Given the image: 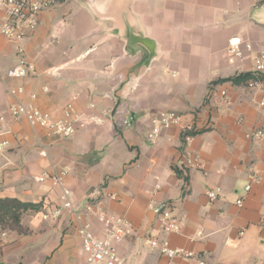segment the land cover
<instances>
[{
  "label": "crops",
  "instance_id": "0c3cea01",
  "mask_svg": "<svg viewBox=\"0 0 264 264\" xmlns=\"http://www.w3.org/2000/svg\"><path fill=\"white\" fill-rule=\"evenodd\" d=\"M56 1L24 42L27 78L6 77L18 55L0 35V198L40 204L18 229L0 227V264L82 263L74 215L41 219L60 189L37 178L60 171L79 213L100 190L85 217L96 234L101 214L129 220L132 231L118 246L126 264H264V140L250 137L264 128V78L258 89L229 81L252 74L255 58L264 63V0H132L123 32L79 0ZM231 44L243 52L234 63ZM18 86L24 94L10 95ZM75 94L73 115L86 121L69 138L8 111L34 95L41 111L60 118ZM159 111L193 119L198 133L186 142L172 128L151 144L149 118ZM208 190L218 198L210 201ZM163 205L183 223L166 237L170 246L194 258L168 262L149 248V237H161L153 209Z\"/></svg>",
  "mask_w": 264,
  "mask_h": 264
},
{
  "label": "built area",
  "instance_id": "2783aa9c",
  "mask_svg": "<svg viewBox=\"0 0 264 264\" xmlns=\"http://www.w3.org/2000/svg\"><path fill=\"white\" fill-rule=\"evenodd\" d=\"M56 0H0V35L8 42L16 47L18 62L15 66L6 71V77L9 79H25L29 76L32 65L27 61L25 56L24 42L31 36L37 26L39 15L52 8L56 4ZM244 48L247 52L251 51V45L245 44ZM229 62L234 63L236 59H241L243 52L237 44H231L228 47ZM264 71V63L260 58H255L252 74L254 79L246 83L249 89H258L263 87V83L259 76ZM12 96H20L24 94V88L18 86L9 90ZM220 97L227 96L226 90L219 93ZM78 94L71 96L65 105L60 118H55L52 114L41 111L34 103V95L30 96L29 102H15L8 111L13 119H24L29 126L39 127L45 130L48 135L61 138L71 137L78 127H83L86 121L85 114L73 115V107ZM260 112L264 115V101L259 104ZM126 127L131 125V119L123 121ZM149 135L148 140L151 144H155L162 131L175 128L186 142H190L194 133L198 130L193 119L187 118L183 114L173 111H159L149 118ZM250 137L255 140H264V128L254 130L250 133ZM6 146V142L0 140V151ZM65 171L59 173L44 172L38 177V181H49L55 187L60 189L58 197V205L44 212L41 219L47 222H55L65 212H71L74 215L75 230L81 242V250L84 255L81 264H126L125 259L119 254L118 246L131 233L132 226L128 219L123 216H112L101 214L97 217L100 224V233L98 235L93 230L90 220L85 218L94 214V206L101 195L98 188H95L89 198L90 201L85 206L84 214L79 213L74 206L72 200V192L64 186ZM246 191L250 189L247 186ZM210 201L218 198V191L208 190L206 192ZM241 206L242 201L236 202ZM156 215V223L161 237L151 236L147 240L149 248L158 251L168 262L174 259L190 260L195 254L180 248L171 247L167 236L177 234L183 225L176 215H174L168 205H163L153 209ZM198 264H210L198 260Z\"/></svg>",
  "mask_w": 264,
  "mask_h": 264
},
{
  "label": "water",
  "instance_id": "95a60500",
  "mask_svg": "<svg viewBox=\"0 0 264 264\" xmlns=\"http://www.w3.org/2000/svg\"><path fill=\"white\" fill-rule=\"evenodd\" d=\"M93 17L101 22L111 23L112 30L123 32L131 22L132 0H79Z\"/></svg>",
  "mask_w": 264,
  "mask_h": 264
},
{
  "label": "trees",
  "instance_id": "16d2710c",
  "mask_svg": "<svg viewBox=\"0 0 264 264\" xmlns=\"http://www.w3.org/2000/svg\"><path fill=\"white\" fill-rule=\"evenodd\" d=\"M253 74H240L229 81L232 84L246 83L247 81L254 79ZM264 77L261 75L258 79L262 80ZM198 133L197 131L193 134ZM40 204H34L29 202H22L14 198H0V227L15 229L19 227L22 215L27 211H38Z\"/></svg>",
  "mask_w": 264,
  "mask_h": 264
}]
</instances>
